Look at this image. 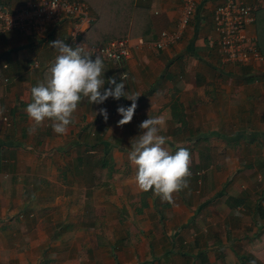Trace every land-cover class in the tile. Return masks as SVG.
Masks as SVG:
<instances>
[{
	"label": "crops",
	"instance_id": "0c3cea01",
	"mask_svg": "<svg viewBox=\"0 0 264 264\" xmlns=\"http://www.w3.org/2000/svg\"><path fill=\"white\" fill-rule=\"evenodd\" d=\"M100 1L86 0L90 13L119 16ZM220 1L199 0L169 48L148 51L136 33L119 63L70 54L68 23L45 42L0 35V264H264L263 62H219L209 43ZM126 2L119 27L144 41L171 31L181 8ZM232 67L243 74L222 71ZM61 80L69 96L53 98ZM110 136L134 143L112 172L98 166L117 157Z\"/></svg>",
	"mask_w": 264,
	"mask_h": 264
},
{
	"label": "built area",
	"instance_id": "2783aa9c",
	"mask_svg": "<svg viewBox=\"0 0 264 264\" xmlns=\"http://www.w3.org/2000/svg\"><path fill=\"white\" fill-rule=\"evenodd\" d=\"M199 0H181L176 24L171 31L160 32L148 46L155 50L177 44ZM264 7V0H221L212 10V24L215 40L209 43L216 51L222 65L255 66L262 64V57L254 47V38H248L244 30L252 25L254 11ZM92 22L87 4L76 0H29L24 6L9 10L0 6V35L15 32L27 35L38 42L49 39L51 32L61 23H68V46L74 52L86 57L112 63L130 58L132 45L128 37L105 44H87L80 37ZM146 43L137 39L135 45ZM32 64L31 68H35ZM1 80V76H0ZM2 81L7 83V79Z\"/></svg>",
	"mask_w": 264,
	"mask_h": 264
},
{
	"label": "trees",
	"instance_id": "16d2710c",
	"mask_svg": "<svg viewBox=\"0 0 264 264\" xmlns=\"http://www.w3.org/2000/svg\"><path fill=\"white\" fill-rule=\"evenodd\" d=\"M76 1H81V2H84L85 4L86 3V0H76ZM125 1V2H124ZM101 0L99 3H105L107 5H109V7L114 10L115 12H118L119 13V16H115V14H107V15H103L100 11H98V9H95L93 13L94 15V19H92V22H91V25L89 28H91V30L89 29V32L87 33L88 35V38L85 40H83V35L80 37V39L87 43V44H94V45H98V44H105L109 41H112V40H116V39H121V38H125L128 36V38H136V33H139L138 39H141V36H144L141 32L139 31H135V30H126L125 28H122V27H119V26H123L122 24H124L125 20H126V16L123 14L121 15L123 12L126 11L124 5H121L122 3H127L126 0ZM1 6V5H0ZM88 6V4H87ZM91 9V8H90ZM90 9H89V13H90ZM264 9L263 8H259L257 10L254 11V21L252 23V26H253V29L255 31V34H256V41H254V47H255V50L258 52V54L262 57V60H263V57H264ZM92 10V9H91ZM92 13H90L91 15ZM257 14H258V18H257ZM92 18V17H91ZM119 20L120 22V25H117V27L115 26V28H112L111 27V22L115 21V19ZM114 30H116V32H121L122 34L121 35H124V37H121V38H114V39H108L110 37H114L115 35H111L110 32H113ZM95 41V42H91V41ZM109 40V41H107ZM106 41V42H105ZM144 41V40H143ZM99 42H104V43H99ZM75 53V54H74ZM74 53H70V54H73V55H80V54H77L76 52ZM68 54V55H70ZM80 56H84V55H80ZM86 56H84L85 58ZM88 58V60H91V61H94V62H99L100 60H95V59H92V58H89V57H86ZM102 62H105V61H102ZM264 62V60H263ZM62 63V60L59 61L57 64H61ZM56 67V64L55 65H52L50 66L49 68H46L44 71H46L48 69V71L50 73H53V70L55 69ZM68 70H58V74H65V72L68 74L69 76V73L67 72ZM51 76V74H43L42 76ZM51 78V77H50ZM64 80H61L59 81L58 83L55 84V86L53 88H51V90L49 89V91L52 93V96L53 98L55 97H62L63 95V98L65 97H68L69 96V93L67 92V88H69V84H66V82H62ZM70 82V81H69ZM74 86H78V84L76 83V80L75 78L73 77V79L71 80V82ZM53 86L52 85V82H49V85L46 84V86ZM71 97H74L71 95ZM97 146V143L95 142L93 144V148ZM102 149V147H101ZM98 166L101 168V167H107V166H111V160L109 158V156H105V157H102L98 160Z\"/></svg>",
	"mask_w": 264,
	"mask_h": 264
},
{
	"label": "rangeland",
	"instance_id": "374dc122",
	"mask_svg": "<svg viewBox=\"0 0 264 264\" xmlns=\"http://www.w3.org/2000/svg\"><path fill=\"white\" fill-rule=\"evenodd\" d=\"M262 10H264V9H262ZM91 17H92V19H94L95 17H94V15L93 14H91ZM257 18H258V14H257ZM86 34V33H85ZM84 34V35H85ZM110 34L111 35H115L114 37H110V38H108V39H116V38H121V37H124V35H121L122 33L121 32H116V30H114L113 32H110ZM253 38H254V41H256V34H255V31H254V33H253ZM53 39V38H52ZM52 39H50L49 41H48V44H47V46H49L50 45V43H52L53 42V40ZM107 41H109V40H107ZM154 41V40H153ZM91 42H95V41H91ZM106 42V41H105ZM144 43H146V44H148V43H151L152 41H143ZM99 43H104V42H99ZM148 51H151V52H153V53H155V52H157V50H155L154 48H152L151 46H149L148 48H146ZM263 60H264V57H263ZM218 69H209L208 71L207 70H205V69H201V72H202V74H219V71H220V68L219 67H217ZM255 71V73H258V74H260L261 72H264V62H263V65L262 66H260V67H257L256 69H254ZM222 71H225V72H228L229 74H243V73H241V72H243L240 68H230V70H229V68H227V69H223ZM245 72V71H244ZM254 73V74H255ZM92 130V129H91ZM109 134H111V132L109 133ZM111 137V139H110V141L113 143V145H116L117 147H118V151H117V157H115V158H113V156H111L112 157V160H111V166H110V170H111V172H112V170H113V168L114 167H117V165H121L122 163H129L130 161H132V157H133V142H131V143H125L123 140H116L115 138L116 137H112V136H110ZM91 141H92V139H91ZM114 141V142H113ZM116 141V142H115ZM89 145H92V144H89ZM176 145V144H175ZM178 145H180V144H178ZM182 145V144H181ZM130 146H132V148H130ZM100 149H99V147L97 146L96 147V149L95 150H93L94 151V153H92L93 155H91L92 156V160H95V159H97V157L99 156L100 157V151H99ZM78 151H80V152H82L83 150H78ZM90 152H92V151H90ZM112 152H114V148L112 149ZM120 152V153H119ZM89 153V152H88ZM98 157V158H99ZM181 157V156H180ZM87 161L88 162H90V159L88 158L87 159ZM93 162H95V161H93ZM97 174H98V178H102L103 176H102V174L100 173V172H97ZM110 177H112V176H110ZM115 177V176H114ZM114 179V178H113ZM112 179V180H113ZM172 179V182H173V176H172V178H170V180ZM110 182H112L111 180H110ZM259 183H261V181L259 182ZM258 183V184H259ZM124 211H125V209H124ZM155 211H157L158 213H160V209H158L157 207H155ZM153 244V243H152Z\"/></svg>",
	"mask_w": 264,
	"mask_h": 264
}]
</instances>
